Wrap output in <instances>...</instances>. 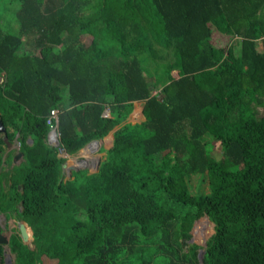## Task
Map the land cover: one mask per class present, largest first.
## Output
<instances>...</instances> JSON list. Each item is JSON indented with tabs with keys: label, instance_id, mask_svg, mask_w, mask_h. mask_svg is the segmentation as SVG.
Masks as SVG:
<instances>
[{
	"label": "trees",
	"instance_id": "obj_1",
	"mask_svg": "<svg viewBox=\"0 0 264 264\" xmlns=\"http://www.w3.org/2000/svg\"><path fill=\"white\" fill-rule=\"evenodd\" d=\"M13 1L0 12V213L29 224L37 260L199 264L190 230L207 214L205 264H264V0ZM137 100L146 119L129 122ZM54 109L69 153L114 130L98 171L64 179ZM15 141L23 159L7 169ZM9 247L36 264L19 226Z\"/></svg>",
	"mask_w": 264,
	"mask_h": 264
},
{
	"label": "rangeland",
	"instance_id": "obj_2",
	"mask_svg": "<svg viewBox=\"0 0 264 264\" xmlns=\"http://www.w3.org/2000/svg\"><path fill=\"white\" fill-rule=\"evenodd\" d=\"M15 3L16 2L13 0H0V12L2 13L1 16L4 15V21H7V18L13 16L15 9L19 8L18 3L17 4ZM85 38L87 39V35L85 36ZM215 41H217L216 45L223 46L227 44L228 45L235 44L236 39L229 41V38L227 37V35H222L218 33L215 35ZM257 45H258L259 50H263V39H257ZM153 68H154L153 72L150 71V73H148L149 76H152L154 74L156 76L159 73L158 71H155L154 65H153ZM178 73L179 72L177 70H174L175 75H178ZM3 80H4V74H1L0 83H2ZM160 89H161L160 87L159 88L157 87L155 92H160ZM109 114H110V111H109V108H107L104 111V116H109ZM54 116L57 118V121L55 122V127H53L54 132H52L51 134L49 132L48 142L50 143V145L59 147V156L65 158V161L63 163L64 179H72L74 177V172L80 169H87L89 170L90 173L98 171L100 165L97 166V162L99 160L102 161V159L105 158L106 149L110 148L113 145L114 130H112L108 135H106L102 139H98L97 140L98 145L90 146L91 144L89 142L81 150L72 154V153L65 151V149L61 147V134L59 132L58 111H54ZM145 119H146V116L144 114V103L143 101L137 100L134 102V109L131 112L130 116L128 117L127 121L136 123V122H141ZM214 143H215V146L213 149V153L216 156L220 157L222 154L221 143L219 141H215ZM19 146L20 144L18 141H15L14 143L7 142L5 156H7V153L9 150H12V151L15 150V153L17 152L20 153ZM16 155L14 156L11 162L5 163V168L9 169L11 166L19 164L21 162V160L23 159V155L20 158L15 159ZM171 155L173 157L172 152H171ZM76 161L81 162V163H78ZM166 164L167 166L171 165L170 163L169 164L166 163ZM72 165H76L78 166V168H71ZM167 166L162 168L166 178L176 177L179 174V172L172 171ZM191 182L194 185V190L195 191L199 190V187H197L199 185L197 178H194V179L192 178ZM22 223H23V219L21 218L20 219L18 218L8 219L4 213H0V226L3 227L2 232L7 236H9L10 229L17 227ZM214 231H215L214 223L211 221L210 217L207 216V214L203 215L202 217L194 221L193 227L190 230L192 237L190 238L189 241L195 242L199 244L200 246H202L199 252V259H200L199 264H205L202 259L203 254H204L202 250L205 249V247L207 246V240L211 237ZM32 243H33L32 249L34 250H33V253L31 254V257H33V260L36 264H55L54 260H52L47 255H43L41 257L43 262L41 261V259L37 260V258L40 257V251L38 249V245L36 244L37 242H35L34 240L32 241ZM0 260H1V257H0ZM3 260L5 264L15 263V255L11 252L9 245H6V244L4 245Z\"/></svg>",
	"mask_w": 264,
	"mask_h": 264
},
{
	"label": "water",
	"instance_id": "obj_3",
	"mask_svg": "<svg viewBox=\"0 0 264 264\" xmlns=\"http://www.w3.org/2000/svg\"><path fill=\"white\" fill-rule=\"evenodd\" d=\"M52 132H54V129H52V130L50 131V134H51ZM6 134H7L6 126L4 125V123H3V121H2V119H1V117H0V135L3 136V137H6ZM94 142L97 143L98 141L95 140V141L90 142V144H91L90 146H92ZM21 156H22V153L20 152V153H18V154L16 155L15 159H18V158H20ZM100 162H101L100 160L97 162V166L100 165ZM71 168H78V166H76V165H72ZM207 216H208V215H207ZM19 227H20V232H21V235H22L23 240H24L26 243H28V244L32 247L33 243H32V241L30 240V233H29L28 227L31 229V231H32V235H33V230H32V228L29 226V224H28L25 220H23V223L20 224ZM2 229H3V227L0 226V243H1V244H4V245H5V244H6V245H9V236L5 235V234L2 232ZM202 251L205 252V249H203Z\"/></svg>",
	"mask_w": 264,
	"mask_h": 264
},
{
	"label": "built area",
	"instance_id": "obj_4",
	"mask_svg": "<svg viewBox=\"0 0 264 264\" xmlns=\"http://www.w3.org/2000/svg\"><path fill=\"white\" fill-rule=\"evenodd\" d=\"M54 111H58V109H54L53 111H52V117H54L55 119H56V121H57V118L54 116ZM59 112V111H58ZM53 127H55V123H53L52 124V128Z\"/></svg>",
	"mask_w": 264,
	"mask_h": 264
},
{
	"label": "bare ground",
	"instance_id": "obj_5",
	"mask_svg": "<svg viewBox=\"0 0 264 264\" xmlns=\"http://www.w3.org/2000/svg\"><path fill=\"white\" fill-rule=\"evenodd\" d=\"M95 145H98V144L96 143ZM76 162H78V161H76ZM78 163H81V162H78ZM30 239H31V236H30Z\"/></svg>",
	"mask_w": 264,
	"mask_h": 264
},
{
	"label": "clouds",
	"instance_id": "obj_6",
	"mask_svg": "<svg viewBox=\"0 0 264 264\" xmlns=\"http://www.w3.org/2000/svg\"><path fill=\"white\" fill-rule=\"evenodd\" d=\"M52 129H53V128H52ZM52 129H51V130H52Z\"/></svg>",
	"mask_w": 264,
	"mask_h": 264
}]
</instances>
